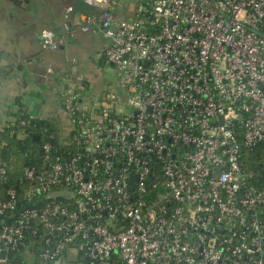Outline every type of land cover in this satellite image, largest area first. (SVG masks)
<instances>
[{
    "label": "built area",
    "instance_id": "1",
    "mask_svg": "<svg viewBox=\"0 0 264 264\" xmlns=\"http://www.w3.org/2000/svg\"><path fill=\"white\" fill-rule=\"evenodd\" d=\"M82 1L99 11L64 29L99 25L125 109L65 85L64 134L81 149L24 167V195L43 205L6 221L17 193L0 196V264H264V185L243 166L264 153V0H148L131 19L111 0ZM39 38L43 50L63 43Z\"/></svg>",
    "mask_w": 264,
    "mask_h": 264
},
{
    "label": "crops",
    "instance_id": "2",
    "mask_svg": "<svg viewBox=\"0 0 264 264\" xmlns=\"http://www.w3.org/2000/svg\"><path fill=\"white\" fill-rule=\"evenodd\" d=\"M147 1L111 3L119 17L131 19L137 15V6ZM98 11L82 0H0V125L15 122L25 111L53 119L63 134L68 132L59 95L68 83L79 85L84 80L85 63L106 62L102 49L108 40L96 23L87 32L74 27L66 31L64 24L72 27ZM45 29L63 39L56 50L41 48L39 36Z\"/></svg>",
    "mask_w": 264,
    "mask_h": 264
},
{
    "label": "trees",
    "instance_id": "3",
    "mask_svg": "<svg viewBox=\"0 0 264 264\" xmlns=\"http://www.w3.org/2000/svg\"><path fill=\"white\" fill-rule=\"evenodd\" d=\"M21 113V111H20ZM25 120L23 126L25 137L16 138L10 136V132L16 130L18 120ZM56 121L53 119L28 118V114L22 111L15 122L0 125V159L6 163L7 174L4 179H0V196L6 199L7 188H14L17 193V202L9 208L1 219L9 220L10 215H17L24 209L38 207L44 204L41 193L28 198L24 192L29 187V183L23 180L24 167H34L37 171L46 170L48 162L57 160H67L81 149V144L77 141L75 132L71 131L67 136L62 135ZM37 136L38 140L34 137ZM44 144H49V160L45 161L46 155L43 149ZM243 166L247 170L254 172L256 184L264 185V153L258 147L249 150L243 159ZM58 200L63 201V198ZM260 217L264 220V209ZM30 249L32 247H29ZM21 260V258H19ZM25 259L27 255H25Z\"/></svg>",
    "mask_w": 264,
    "mask_h": 264
},
{
    "label": "rangeland",
    "instance_id": "4",
    "mask_svg": "<svg viewBox=\"0 0 264 264\" xmlns=\"http://www.w3.org/2000/svg\"><path fill=\"white\" fill-rule=\"evenodd\" d=\"M84 66L86 75L78 84L85 87L90 103L96 107L106 108L114 105L116 111H123L124 105L116 100L120 98L119 100L123 101L127 93L117 79V70L108 62L95 60L92 65L87 62Z\"/></svg>",
    "mask_w": 264,
    "mask_h": 264
},
{
    "label": "water",
    "instance_id": "5",
    "mask_svg": "<svg viewBox=\"0 0 264 264\" xmlns=\"http://www.w3.org/2000/svg\"><path fill=\"white\" fill-rule=\"evenodd\" d=\"M34 139H35V140H38V139H37V136H35Z\"/></svg>",
    "mask_w": 264,
    "mask_h": 264
}]
</instances>
